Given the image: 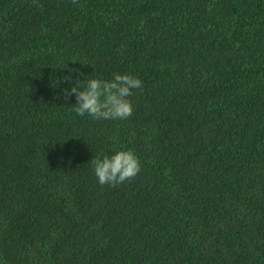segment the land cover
Wrapping results in <instances>:
<instances>
[{
	"label": "trees",
	"instance_id": "16d2710c",
	"mask_svg": "<svg viewBox=\"0 0 264 264\" xmlns=\"http://www.w3.org/2000/svg\"><path fill=\"white\" fill-rule=\"evenodd\" d=\"M115 73L132 115H77ZM0 264H264V0H0Z\"/></svg>",
	"mask_w": 264,
	"mask_h": 264
},
{
	"label": "clouds",
	"instance_id": "9594fccd",
	"mask_svg": "<svg viewBox=\"0 0 264 264\" xmlns=\"http://www.w3.org/2000/svg\"><path fill=\"white\" fill-rule=\"evenodd\" d=\"M143 87V82L138 77L128 73H115L110 80L91 78L84 84L77 81L70 89L64 90V96L67 99L75 95V112L79 116L87 114L94 120H127L134 110L130 97L134 90L142 92ZM91 163L102 186L116 187L133 179L141 170L136 154L124 149L111 156L96 157Z\"/></svg>",
	"mask_w": 264,
	"mask_h": 264
}]
</instances>
